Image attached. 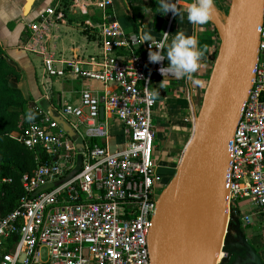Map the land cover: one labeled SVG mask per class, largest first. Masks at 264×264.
<instances>
[{
	"label": "built area",
	"instance_id": "1",
	"mask_svg": "<svg viewBox=\"0 0 264 264\" xmlns=\"http://www.w3.org/2000/svg\"><path fill=\"white\" fill-rule=\"evenodd\" d=\"M214 2L221 13L227 12L223 6L229 8L230 3ZM86 4L75 0L72 9L83 11ZM95 4L111 13L113 0ZM63 17L54 6L40 11L29 24L31 35L25 49L43 58L48 77L69 73L115 84L117 90L94 93L86 88L78 103L54 109L76 131L75 138L40 107H36L42 114L40 120L31 121L23 133L14 136L35 152L37 166L22 176L25 194L19 206L0 216V264H151L149 231L158 190L168 182L162 180L154 160L156 99L150 83L155 76L179 75L167 71L163 75L159 69L167 66L165 60L151 63L148 52L151 43L154 51L159 47L164 55L174 16L169 17L163 37L151 42L128 36L110 16L100 26L101 49L98 57L90 59L89 69L82 68L81 60L56 58L52 28ZM259 33L252 86L229 143L225 187L232 210L228 211V232L236 236L238 222L244 232L255 225L252 215L257 214V236L264 246V9ZM122 48L127 53L124 60L117 56ZM102 108L123 123L124 148L114 151L92 142L109 136ZM79 140L83 146H78ZM223 258L218 263L232 261V257L230 262Z\"/></svg>",
	"mask_w": 264,
	"mask_h": 264
},
{
	"label": "water",
	"instance_id": "2",
	"mask_svg": "<svg viewBox=\"0 0 264 264\" xmlns=\"http://www.w3.org/2000/svg\"><path fill=\"white\" fill-rule=\"evenodd\" d=\"M264 0H230L225 17L214 2L208 21L219 45L202 101L195 115L193 134L175 174L157 200L149 231L151 264H264L257 248L237 225V242H227L230 221L226 172L229 143L253 81L258 57ZM43 110L67 133L76 131L61 115ZM104 108L101 109L103 118ZM105 142V139H103ZM83 146V141H78ZM81 158L79 157V163Z\"/></svg>",
	"mask_w": 264,
	"mask_h": 264
},
{
	"label": "crops",
	"instance_id": "3",
	"mask_svg": "<svg viewBox=\"0 0 264 264\" xmlns=\"http://www.w3.org/2000/svg\"><path fill=\"white\" fill-rule=\"evenodd\" d=\"M75 0H0V45L7 61L15 64L22 72L19 88L23 94L32 100L33 104L45 101L52 110L59 109L65 103H78L80 92L89 88L94 93L114 91L115 84L104 85L101 82L75 78L71 74L64 77H48L44 71L43 58L40 63L33 57L34 53L25 49L30 38L29 24L35 22L40 11L54 6L64 13V17L57 21L52 28L53 40L56 38L55 49L60 38L70 40L67 53L59 60H81L82 68L89 69L92 57H98L101 49L100 26L113 16L128 36H139L149 33L151 40L161 39L166 31L171 12H158L157 0H113L111 13L98 8L97 0H83L87 4L84 10H74ZM179 8L185 7L191 0H175ZM108 15V16H107ZM136 24V25H135ZM183 31L198 40L203 56L198 63L197 70L190 76L153 77L150 83L152 93L156 99L153 109L155 152L154 160L158 165V172L168 176V180L175 174L181 156L194 131L195 115L202 101V96L215 59L219 37L215 28L206 22L193 25L187 21L186 14L174 16L171 29L165 40L164 55L173 36ZM76 34H80L77 38ZM56 53V52H55ZM35 55V54H34ZM37 55V54H36ZM121 59L127 58L125 49L117 51ZM169 62L165 59V64ZM42 67V71H40ZM164 79L165 88L159 89V83ZM48 95V96H47ZM43 108V106H42ZM102 118V117H101ZM108 123L109 136L102 142L111 150L122 149L127 145L123 123L104 112L103 118ZM18 133H13V136ZM254 243L263 248V240L258 236ZM252 241V242H253Z\"/></svg>",
	"mask_w": 264,
	"mask_h": 264
},
{
	"label": "trees",
	"instance_id": "4",
	"mask_svg": "<svg viewBox=\"0 0 264 264\" xmlns=\"http://www.w3.org/2000/svg\"><path fill=\"white\" fill-rule=\"evenodd\" d=\"M127 6L131 3L126 0ZM133 10V9H132ZM136 25V24H135ZM123 49V48H122ZM22 72L7 61L0 45V216L13 212L20 204L25 192L22 176L31 173L37 166L36 154L21 144L13 133H23L31 121H38L42 108L47 102L33 104L19 88ZM103 144L102 140H93ZM40 152V151H39ZM41 159L46 156L42 152Z\"/></svg>",
	"mask_w": 264,
	"mask_h": 264
},
{
	"label": "clouds",
	"instance_id": "5",
	"mask_svg": "<svg viewBox=\"0 0 264 264\" xmlns=\"http://www.w3.org/2000/svg\"><path fill=\"white\" fill-rule=\"evenodd\" d=\"M158 12L162 14L172 13L173 16H183L186 14L187 21L193 25H201L208 22L214 10V0H191L185 7L179 8L175 0H157ZM142 39L151 42V35L143 33ZM203 56L198 40L192 35H187L183 31L177 32L170 44L167 46L166 54H161V49L157 47L154 51L151 47L148 52V61L158 63L167 59V66L159 70L164 75L165 71L177 75L190 76L197 70L198 63ZM159 89L165 88L164 79L159 83ZM156 93H153L155 96Z\"/></svg>",
	"mask_w": 264,
	"mask_h": 264
},
{
	"label": "rangeland",
	"instance_id": "6",
	"mask_svg": "<svg viewBox=\"0 0 264 264\" xmlns=\"http://www.w3.org/2000/svg\"><path fill=\"white\" fill-rule=\"evenodd\" d=\"M227 1V3L229 4L230 3V0H226ZM227 4V5H228ZM223 8H224V12L225 11H227V9L228 8H226L225 9V7L223 6ZM225 15H226V12L223 14V13H221V16L223 17H225ZM80 36V34L78 35V34H76V37L78 38ZM70 43V40H67L66 38H64L63 37V39L62 38H60V40L58 41V44H57V47H56V49H55V52H56V58L58 59V58H64L65 56L64 55H69V53H67V48H68V44ZM33 57H35L37 60H38V62H39V64H41L40 63V61H41V59H40V56L39 55H34L33 54ZM64 60V59H63ZM67 60H69V59H67ZM40 71H42V67H40ZM72 120H73V118H72ZM81 130L84 132V130H85V128L84 127H81ZM162 191H163V189H159L158 190V193H159V195L162 193ZM241 203V202H240ZM249 212V211H248ZM252 217H253V219H254V223H255V225H250L248 228H245L244 229V233L243 234H246V236H247V238L249 239V241H253V238H257L256 236H257V234H259V233H257V232H259L258 230H259V228H258V226H257V220H258V216H257V214H253L252 215ZM236 236L233 234V233H228V235H227V239H226V241L227 242H229V243H231L233 240H234V238H235ZM259 238V237H258ZM253 243H254V241H253ZM254 246H256L257 244L256 243H254L253 244ZM258 247V248H257ZM256 248L259 250V252L261 253V255L262 256H264V253H263V248H264V246H263V248H261L259 245L258 246H256ZM237 258V256L236 255H234L233 257H232V262L235 260Z\"/></svg>",
	"mask_w": 264,
	"mask_h": 264
},
{
	"label": "flooded vegetation",
	"instance_id": "7",
	"mask_svg": "<svg viewBox=\"0 0 264 264\" xmlns=\"http://www.w3.org/2000/svg\"><path fill=\"white\" fill-rule=\"evenodd\" d=\"M159 174H160V176L162 177V180H163L164 182H169V180L171 179V178H170V179L168 180V178H167L168 176H164V175H162L161 173H159ZM242 232H243V231H242ZM243 233H244V232H243ZM243 233H242V234H243ZM237 237H238V236L236 235V237L234 238V240H233L232 242H237V241H239L240 239H238ZM248 240H249V239H248ZM249 242H251L252 244H254L252 241H249ZM256 246H257V245H256ZM256 246H255V247H256ZM257 248H258V247H257ZM257 250H258V249H257ZM258 252H259V250H258ZM259 253H260V252H259ZM260 254H261V253H260ZM261 256H262V255H261Z\"/></svg>",
	"mask_w": 264,
	"mask_h": 264
},
{
	"label": "bare ground",
	"instance_id": "8",
	"mask_svg": "<svg viewBox=\"0 0 264 264\" xmlns=\"http://www.w3.org/2000/svg\"><path fill=\"white\" fill-rule=\"evenodd\" d=\"M223 256H224V253L220 252L219 257H218V262H220L222 260Z\"/></svg>",
	"mask_w": 264,
	"mask_h": 264
}]
</instances>
